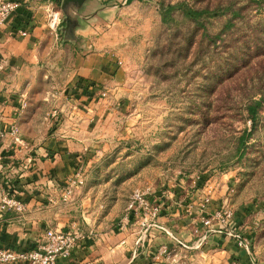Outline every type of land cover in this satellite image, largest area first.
<instances>
[{"label": "crops", "instance_id": "1", "mask_svg": "<svg viewBox=\"0 0 264 264\" xmlns=\"http://www.w3.org/2000/svg\"><path fill=\"white\" fill-rule=\"evenodd\" d=\"M16 1L20 6L0 28V125L9 128L16 122L21 143L8 137L0 145V185L16 192L27 210L22 216L9 211L0 217V248L34 249L45 241L47 229H78L85 237L58 264H190L187 259L197 252L204 264H210L213 246L231 259L249 258L235 240L200 224L203 194L211 193L213 199L229 188L216 176L183 174L151 186L161 210L155 222L190 247H177L170 257L161 255L159 248L175 246L173 238L150 223L141 225L140 216L122 227L128 201L119 212L111 208L102 212L96 188L85 186L75 188L70 201H62L61 190L76 166L90 162V157H102L117 128L129 131V122L121 125L120 115L128 108V114L133 112L127 100L136 92L130 83L134 70L128 65L133 60L119 49L130 41L117 31L124 14L142 17V0L70 3L65 9L61 6L70 14L66 26L58 23L56 28L51 27L48 0ZM21 30L29 34L23 36ZM115 55L122 60L121 66ZM79 78L106 87L109 98L98 102L92 97L87 102L75 96ZM124 95L128 98L121 101ZM53 108L58 116L51 115ZM204 231L209 235L202 240Z\"/></svg>", "mask_w": 264, "mask_h": 264}, {"label": "rangeland", "instance_id": "2", "mask_svg": "<svg viewBox=\"0 0 264 264\" xmlns=\"http://www.w3.org/2000/svg\"><path fill=\"white\" fill-rule=\"evenodd\" d=\"M229 1L142 0L141 18L124 14L117 33L130 44L124 42L119 49L133 60L128 65L134 70L130 83L136 90L127 99L133 112L128 114V108L120 115L121 125L129 122V131L117 128L102 157H90V162H80L76 168L86 172L85 188H96L102 212L122 210L137 188H155L183 174L216 176L229 188L211 199L210 208L226 203L232 207L237 222L233 226L251 242V255L245 261L231 259L213 246L210 264H264V50L254 53L233 76L216 82L208 73L214 50L209 36L223 30L232 13L204 17L195 38L200 49L195 44L190 52L185 39L192 36L193 25L179 13L176 21L165 24L161 15L162 2L226 10ZM233 1L241 13L232 32L235 42L225 46L250 41L252 30L263 40L264 0ZM62 3L47 2L57 14L56 22L66 26L70 14L62 10ZM178 29L181 33L176 35ZM217 44L215 49L220 51L223 43ZM197 52L201 53L198 64H192ZM114 58L118 66L123 64L117 55ZM96 97L98 102L106 99ZM90 98L81 96L87 102L93 101ZM39 103L43 105V100ZM197 253L187 259L190 264H204L203 255Z\"/></svg>", "mask_w": 264, "mask_h": 264}, {"label": "built area", "instance_id": "3", "mask_svg": "<svg viewBox=\"0 0 264 264\" xmlns=\"http://www.w3.org/2000/svg\"><path fill=\"white\" fill-rule=\"evenodd\" d=\"M20 3L16 0L0 1V28L5 26L10 16L16 12ZM56 13L50 14V23L52 28H56ZM23 36L29 34L28 30H21ZM119 64L122 61L118 60ZM75 96H99L108 98L109 92L106 87L100 86L96 82L79 78L74 84ZM53 94L59 95L56 91ZM70 98V97H68ZM26 106V103H23ZM52 116H58L59 112L56 108L51 111ZM11 137L14 143H21V131L19 125L15 122L9 128L0 125V145ZM87 182L86 172L83 167L76 168L75 172L69 176L61 190V199L64 202L71 200L74 189L85 186ZM209 187V186H208ZM207 187V188H208ZM211 193H204L200 202L201 220L200 224L208 228L210 232L226 234L231 239L235 240L237 245L244 250L248 255H251V242L248 238L238 233L233 227L234 211L227 203L223 206L211 210ZM27 206L15 193H9L3 185H0V217L9 211L22 216L26 213ZM161 210L160 206L154 202L152 198V189L137 188L133 190L128 200L122 223V227L127 225L133 217L140 216L142 218L141 225L150 223V226L171 236L175 241V246L162 245L159 248L161 255L170 257L176 254L177 247L188 249L184 241L178 238L167 226L155 222ZM200 231L199 226L196 232ZM85 233L78 229L63 230V229H47L45 233V241L40 243L37 248L14 250L9 248H0V264H58L60 258H69L79 242L85 237ZM208 231L202 234V240L208 237ZM146 235L141 238L142 245L145 244ZM234 264H239L235 262Z\"/></svg>", "mask_w": 264, "mask_h": 264}, {"label": "trees", "instance_id": "4", "mask_svg": "<svg viewBox=\"0 0 264 264\" xmlns=\"http://www.w3.org/2000/svg\"><path fill=\"white\" fill-rule=\"evenodd\" d=\"M59 3L61 0H54ZM235 3L233 0H230L226 10L224 8L217 6L213 10L209 7L206 8H196L193 7L186 2H178V3H168L165 4L162 2L161 15L162 20L165 24L170 25L171 22L176 21V13H179L184 19V22L190 23L193 25L194 29L192 30V36L190 38L185 39V47L186 51L190 52L191 48L197 44V51L200 49L195 38L197 37V31L204 25L202 19L204 17H212V16H222L225 14L233 15V18H230L225 28L221 30L218 34L214 36H209V42L214 47V50L211 52V56L213 57V62L209 68V74L212 80L221 81L225 77L233 76L237 69H240L246 62H248L254 53H257L260 50H264V31L261 32V36L263 40H258L260 37H257V33L255 30H252L249 35L250 41H247L240 46H225L226 43H234L232 32L234 27L236 26V20L240 18L241 9L234 8ZM235 20V22H234ZM172 24V23H171ZM176 35L180 34V29L175 31ZM218 41L222 44L221 50L217 51L215 49L218 46ZM228 48L225 52L224 48ZM200 52H197V58L192 64H198V55ZM214 56H217V60H214ZM207 66L206 64H204ZM198 73V71H197ZM93 97V96H91ZM251 118H255L254 111L250 113Z\"/></svg>", "mask_w": 264, "mask_h": 264}, {"label": "water", "instance_id": "5", "mask_svg": "<svg viewBox=\"0 0 264 264\" xmlns=\"http://www.w3.org/2000/svg\"><path fill=\"white\" fill-rule=\"evenodd\" d=\"M83 1L84 0H63L62 7L63 9H65L66 6L70 3H76V2L82 3Z\"/></svg>", "mask_w": 264, "mask_h": 264}]
</instances>
